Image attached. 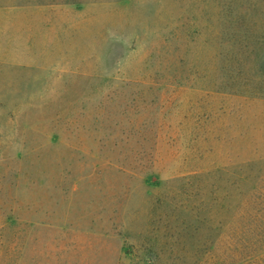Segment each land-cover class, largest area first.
I'll return each mask as SVG.
<instances>
[{
    "label": "rangeland",
    "instance_id": "374dc122",
    "mask_svg": "<svg viewBox=\"0 0 264 264\" xmlns=\"http://www.w3.org/2000/svg\"><path fill=\"white\" fill-rule=\"evenodd\" d=\"M59 261L264 264V0H0V264Z\"/></svg>",
    "mask_w": 264,
    "mask_h": 264
},
{
    "label": "crops",
    "instance_id": "0c3cea01",
    "mask_svg": "<svg viewBox=\"0 0 264 264\" xmlns=\"http://www.w3.org/2000/svg\"><path fill=\"white\" fill-rule=\"evenodd\" d=\"M51 263V262H50ZM52 263H63V264H65V263H69V262H62V261H59V262H52Z\"/></svg>",
    "mask_w": 264,
    "mask_h": 264
}]
</instances>
